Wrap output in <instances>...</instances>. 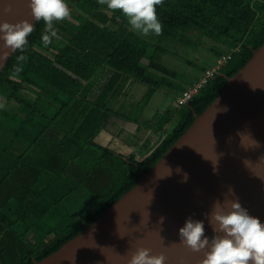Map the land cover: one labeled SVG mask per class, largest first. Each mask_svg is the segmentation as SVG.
Returning a JSON list of instances; mask_svg holds the SVG:
<instances>
[{
  "label": "trees",
  "instance_id": "obj_1",
  "mask_svg": "<svg viewBox=\"0 0 264 264\" xmlns=\"http://www.w3.org/2000/svg\"><path fill=\"white\" fill-rule=\"evenodd\" d=\"M67 3L72 18L55 26L60 39L54 38L45 48L41 42L44 22L37 21L28 37L23 71L18 76L12 71L21 54L17 51L0 72V103L5 105L0 109V166L12 154L22 160L17 176L32 165L23 179L25 187L0 208V241L8 229L21 238H40L38 243L29 238L30 247L12 264L42 260L96 221L159 161L195 116L215 100L227 77L264 44V0H164V7L157 9L163 35L146 37L135 33L120 12L107 10L97 0ZM207 40L212 42L215 64L233 51L231 58L198 94L180 105L184 109L180 119L150 153L125 159L93 141L129 82L158 86L161 78L177 73L157 60L158 52L177 53L171 44L191 42L196 47ZM216 44L222 48L215 49ZM210 67L214 64L206 69ZM105 69L113 74L93 97ZM50 130L65 135L66 144L76 150L73 157L67 159L34 146ZM28 179L37 184L29 185ZM69 200L79 209L66 214ZM39 203L43 212L46 203V213L53 214V208L60 221L64 219L61 231L50 238L39 226L50 222L52 215H40Z\"/></svg>",
  "mask_w": 264,
  "mask_h": 264
},
{
  "label": "water",
  "instance_id": "obj_2",
  "mask_svg": "<svg viewBox=\"0 0 264 264\" xmlns=\"http://www.w3.org/2000/svg\"><path fill=\"white\" fill-rule=\"evenodd\" d=\"M28 4L29 0H0V22L36 23ZM9 6L12 11L4 12ZM12 55L0 61V72ZM217 161L219 174H213ZM167 165L173 174L163 178ZM177 166L189 174L187 183L180 182ZM228 186L250 214L264 222V44L227 77L215 100L133 188L77 236L32 264H128L141 247L150 248L151 255L163 253L166 264H201L204 252L193 253L180 244L179 229L191 217L203 220L206 235L212 237L204 214L217 199L223 200ZM161 216L166 218L162 226Z\"/></svg>",
  "mask_w": 264,
  "mask_h": 264
},
{
  "label": "clouds",
  "instance_id": "obj_3",
  "mask_svg": "<svg viewBox=\"0 0 264 264\" xmlns=\"http://www.w3.org/2000/svg\"><path fill=\"white\" fill-rule=\"evenodd\" d=\"M97 3L109 11L120 12L130 28L141 36L146 37L150 33L155 36L163 35L164 25L157 9L164 7V0H97ZM28 6L33 20L44 22L41 42L47 48L53 43L54 38L60 39L55 26L72 18L67 0H29ZM3 11L10 13L12 9L9 6ZM34 24L28 20L14 24L0 22V41H3L0 44V61H6L17 51L21 53L13 65L14 75L18 76L28 61V56L24 52L29 43L28 37L34 31ZM4 107L5 105L0 103V109ZM223 111L225 113L228 111L227 106ZM237 135L243 137L244 133L238 132ZM260 146L257 141L256 147ZM243 163L247 166L249 161L245 159ZM212 166L213 174H219L218 161ZM167 167L168 175L163 178L171 177L173 174V169L168 165ZM175 173L182 176L181 183L188 182L189 174L182 167L177 166ZM232 197H236L235 190L228 186L223 200L217 199L211 212L204 214L214 233L212 237L206 235L203 220H193L189 217L185 225L179 229V243L193 253L203 251L204 259L201 264H264V222L259 217L251 215L238 197L235 199ZM165 219L161 216L158 224L162 226ZM150 253V248H138L128 264H166L167 257L163 253L158 255Z\"/></svg>",
  "mask_w": 264,
  "mask_h": 264
},
{
  "label": "crops",
  "instance_id": "obj_4",
  "mask_svg": "<svg viewBox=\"0 0 264 264\" xmlns=\"http://www.w3.org/2000/svg\"><path fill=\"white\" fill-rule=\"evenodd\" d=\"M173 55L178 54L173 53ZM184 58L187 61L186 63L189 68L194 66L199 67V72L192 77L191 80L186 81L183 79L180 83H173L169 80L168 76H165L160 79L164 80L161 81V84L158 86L132 80L128 83L124 95L120 100L116 101L113 113L110 114L109 118L100 128L93 141L103 148L111 149L116 157L123 156L125 158V156L128 155H136L141 158L150 153L154 147L163 140L172 126L180 119L181 111L177 107L179 106L177 103V97L182 93L183 89L190 86L203 75L206 67L211 66L208 64H205L204 66L198 65V61L196 62L194 58L188 59L185 56ZM214 62L215 60H213V63ZM112 74L113 71L110 69L103 70L95 90L93 91V97L100 92V89L110 79ZM176 75L177 73L174 74L171 79L175 80ZM145 99L146 102L143 105V102L141 101H144ZM144 106V112L147 117H142V114L144 113L142 109ZM136 107L138 109L139 107L142 108L139 113L138 109L133 111ZM64 138L65 135L63 133L56 130H50L47 134L40 137L34 146L41 151L62 155L67 159H70L75 155L76 150H74L75 148L68 146ZM1 158L2 153H0V160ZM21 162L22 160L16 154H12L9 155L3 166H0V208L7 201L12 199L21 186L25 187L23 179H26V175L32 165L26 166L24 174L17 176L15 171ZM77 168L76 172L79 173ZM41 170H43V168H41ZM28 182L30 183L29 185L32 186L37 184L36 181L32 182L29 179ZM42 205L43 204L39 203L38 211L40 212V215L47 211L46 203L44 205V212L42 211ZM7 237L10 238V240ZM29 238L34 243H38L40 240L38 236L33 235H28V238H21L17 232L8 229L4 232L0 241V249L4 245H7L5 244V240L7 241L8 239L13 245L18 246L25 251L30 247Z\"/></svg>",
  "mask_w": 264,
  "mask_h": 264
},
{
  "label": "rangeland",
  "instance_id": "obj_5",
  "mask_svg": "<svg viewBox=\"0 0 264 264\" xmlns=\"http://www.w3.org/2000/svg\"><path fill=\"white\" fill-rule=\"evenodd\" d=\"M175 45H170V43L168 42V46L170 45V47L174 46V49L177 51L178 55H173V53L170 54H162L161 52L157 53V60L166 65L169 66L171 69H174L175 71H177V75L175 80L171 79L172 76H168L169 80L172 81L173 83H180L181 80L185 79L186 81L191 80L192 77H194L198 72H199V67L198 66H194L192 68H189L187 65V61L185 60L184 56L187 57L188 59H193L197 62L198 65H215V63H213V60L215 58V56L213 55V53L211 52V46H212V42L211 41H204L201 45L193 47V45L188 42L185 43H174ZM215 49H220L222 48L220 46V44H216V46H214ZM160 57V58H158ZM183 57V58H182ZM187 75V77H186ZM138 81V80H137ZM140 85V84H139ZM143 102V105L146 102V99ZM158 102V101H157ZM153 103V102H151ZM154 104V103H153ZM142 107V105H141ZM141 107H139V109L136 107L133 109V111H136L138 109V113L141 111ZM178 109L183 112V106H177ZM145 106L143 107L142 111L144 112ZM176 110V109H175ZM132 112V111H131ZM142 117H147L146 113L144 112L142 114ZM152 121H156V120H152ZM91 148V147H90ZM94 149V148H93ZM91 149V150H93ZM85 195V194H83ZM88 196L84 197V199L86 200ZM84 200V201H85ZM79 201V200H78ZM79 204V203H78ZM84 204V203H83ZM75 205V203H74ZM70 200L68 201V206L66 207L64 210V212L66 214H70L72 213L75 209H79L78 207H75ZM83 207V205L80 207V209ZM51 213H46L45 217H48L49 215H52V217L50 218V222L47 223H42L44 220L41 219L39 220L42 224L39 226L40 231L43 234H48L46 238H50L51 236L54 235L55 232H60L62 227L65 225L64 223V219L62 221H60L59 216L60 215H56L54 212V209H51ZM63 212V213H64ZM43 230V231H42ZM30 233V232H29ZM8 238V237H7ZM10 240V238H8ZM7 241L5 240V244L7 245H2L3 247L1 248L0 251V264H12L16 261V259L18 258V256L22 253V249L19 248L18 246L13 245V243H11V241ZM4 244V243H3Z\"/></svg>",
  "mask_w": 264,
  "mask_h": 264
},
{
  "label": "built area",
  "instance_id": "obj_6",
  "mask_svg": "<svg viewBox=\"0 0 264 264\" xmlns=\"http://www.w3.org/2000/svg\"><path fill=\"white\" fill-rule=\"evenodd\" d=\"M232 53L233 51L223 55L221 58L217 59L214 67L207 68L202 77L182 91V93L177 97V103L179 105L187 104L208 83L210 78L219 73L221 67L231 58Z\"/></svg>",
  "mask_w": 264,
  "mask_h": 264
}]
</instances>
